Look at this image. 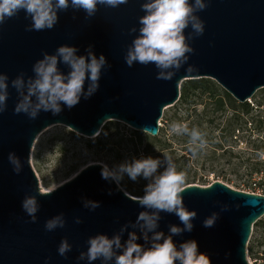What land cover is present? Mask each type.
Returning a JSON list of instances; mask_svg holds the SVG:
<instances>
[{
    "label": "water",
    "instance_id": "water-1",
    "mask_svg": "<svg viewBox=\"0 0 264 264\" xmlns=\"http://www.w3.org/2000/svg\"><path fill=\"white\" fill-rule=\"evenodd\" d=\"M144 2L129 0L118 8L98 5L96 15L88 19L83 10L69 7L58 12V23L51 30L25 31L31 19L23 10L0 26V73L9 77L7 110L0 114V264H89L86 259H77L87 251L89 237L106 234L111 238L124 224L134 223L141 211L148 210L115 181L103 179L100 164L85 167L52 194L41 196L30 152L36 137L46 128L62 125L95 139L106 122L116 121L155 137L143 129L147 127L153 133L159 129L163 111L178 101L183 81L210 79L239 103L264 88V0H210L205 10L196 13L204 21V34L189 41L194 52L168 81L156 79L159 70L154 64L128 67L124 61L128 47L139 34ZM133 27L137 32L129 34ZM191 31L189 27L185 35ZM65 44L85 56L92 45L97 58L101 54L106 57L110 67L102 70L99 89L88 99L82 96L71 109L62 104L59 115L41 112L30 120L23 113L14 114L18 94L11 80L20 73H25V78L33 76L32 67L43 53L54 54ZM189 65L196 70L187 72ZM58 67L64 74L70 71L63 63ZM87 86L86 81L85 91ZM10 152L23 165L18 175L8 161ZM29 195L36 196L40 205L36 223L21 207ZM181 195L184 205L195 210L197 217L191 232L173 237L177 247L195 240L211 264H249L246 246L252 226L264 217V195L236 191L221 182L206 187L187 185ZM84 199L99 202L100 207L89 210L83 206ZM224 205L227 210H222ZM61 212L65 227L46 231L45 221ZM214 212L219 214L214 227H203L204 219ZM160 215L157 230L165 235L169 234V225L183 227L175 214ZM77 216L83 223H74ZM130 231L133 229L124 233L122 242ZM64 238L72 245L67 258L57 251ZM137 243L150 246L142 238ZM91 264H102V260ZM108 264H115L114 259Z\"/></svg>",
    "mask_w": 264,
    "mask_h": 264
},
{
    "label": "clouds",
    "instance_id": "clouds-1",
    "mask_svg": "<svg viewBox=\"0 0 264 264\" xmlns=\"http://www.w3.org/2000/svg\"><path fill=\"white\" fill-rule=\"evenodd\" d=\"M128 2L129 0H0V26L23 10L26 17L31 19L25 31L51 30L58 23V12L67 11L69 7L83 10L88 19L96 15L98 5L118 8ZM209 2L210 0H145L141 4V10L145 14L139 17V34L132 40L124 56L126 65L132 67L137 63L145 66L154 64L159 70L156 79L171 80L176 71L189 60L188 54L194 52L189 41L204 34V21L196 13L205 10ZM189 27L192 31L186 36L185 30ZM136 32L135 27L129 30V34ZM92 47L88 46L85 56L77 55L78 49L74 46L61 45L54 54L43 53V58L37 60L32 67L33 76L25 78L26 74L20 73L12 79L11 87L18 94L14 114L23 113L30 120H35L41 112H50L55 116L63 111L62 104L71 109L80 102L82 96L85 99L91 97L99 89L102 70L106 66L110 67L106 57L101 54L97 58ZM60 63L70 69L67 74L59 69ZM195 70L192 65L186 69L187 72ZM86 81L88 86L85 91ZM8 98L9 77L0 73V114L7 110ZM143 131L159 134L158 128L155 133L147 127ZM169 134L188 136L193 155L207 145L206 134L196 127L189 128L187 123L173 122ZM8 161L18 175L23 167L20 158L10 152ZM161 167L163 171H158ZM125 174L132 181H137L138 178L148 181L144 194L137 198V203L148 210L141 211L134 223L124 224L111 238L106 234L89 237L87 251L81 252L77 259H86L89 264L98 259L102 260V264H108L113 259L115 264H211L210 257L198 250L197 241L187 240L179 244V247L173 241L174 236L193 230L197 212L188 210L184 205L181 194L184 192L187 176L184 171L177 170L172 158L165 155L161 161L147 157L111 169L102 165L101 176L105 180L115 181L119 185ZM53 191L38 189L41 196L50 195ZM83 206L95 210L100 204L84 199ZM21 207L31 218V222L36 223L40 207L36 196H25ZM227 209V205L222 208ZM162 212L175 214L183 227L169 225L168 235L158 231ZM218 217V213H212L204 219L203 227H214ZM74 223L81 224L83 221L77 216ZM65 225V215L61 212L46 220L44 228L52 232ZM129 228L133 231L128 232L127 240L122 242V237ZM141 238L150 246L137 243ZM71 249L72 245L64 238L57 251L60 256L67 258Z\"/></svg>",
    "mask_w": 264,
    "mask_h": 264
},
{
    "label": "rangeland",
    "instance_id": "rangeland-1",
    "mask_svg": "<svg viewBox=\"0 0 264 264\" xmlns=\"http://www.w3.org/2000/svg\"><path fill=\"white\" fill-rule=\"evenodd\" d=\"M201 101L176 102L167 107L159 121V134L151 137L141 132V143L135 142L137 131L116 121L106 122L95 139L62 125L46 128L36 137L30 152L39 189L55 190L91 164L111 169L147 157L163 161L167 155L178 171L186 173L190 184L206 187L221 182L236 191L264 195V125L244 124L241 119L245 117L231 124L228 112L212 115ZM247 103L254 108L253 115L264 118V88L257 90ZM173 122L187 123L189 128L205 133L206 147L193 155L189 144L182 143L184 135L169 134ZM158 171H163V167ZM121 181L126 188L121 183L119 187L134 199L144 194L148 182L143 178L132 181L126 174ZM258 221L251 228L246 246L249 264H264V217Z\"/></svg>",
    "mask_w": 264,
    "mask_h": 264
},
{
    "label": "trees",
    "instance_id": "trees-1",
    "mask_svg": "<svg viewBox=\"0 0 264 264\" xmlns=\"http://www.w3.org/2000/svg\"><path fill=\"white\" fill-rule=\"evenodd\" d=\"M199 99L202 100L201 103H203L204 108L209 109L212 115L225 114L226 112H228L229 113L228 121L231 124L237 123L238 120L241 119V117L242 118L245 117L241 119V121H244L243 122L244 124L250 123V125H252V123L257 122L259 123L258 125L260 127L261 125H264V118H262V116L253 115L252 113L254 112V108L251 107L250 104H248L247 102L245 103L237 102L227 92L221 89L215 82H213L210 79L186 80L180 84L179 98L177 101L178 103L180 104H188L192 102L194 103L195 100L197 101ZM191 100L193 101L191 102ZM142 138L143 136L141 132H134L135 142L138 141V143H141ZM188 140L189 137L184 135L182 143L189 144ZM97 141L98 140H94V142ZM158 142L161 143L159 140ZM167 148L170 147L167 145ZM188 181L189 179L186 180L185 186L192 185ZM120 183L123 187H125L122 181H120ZM258 222L259 221H257L255 224H257Z\"/></svg>",
    "mask_w": 264,
    "mask_h": 264
},
{
    "label": "built area",
    "instance_id": "built-area-1",
    "mask_svg": "<svg viewBox=\"0 0 264 264\" xmlns=\"http://www.w3.org/2000/svg\"><path fill=\"white\" fill-rule=\"evenodd\" d=\"M252 261H253L254 263H256V262H257V259H256V258H253Z\"/></svg>",
    "mask_w": 264,
    "mask_h": 264
}]
</instances>
